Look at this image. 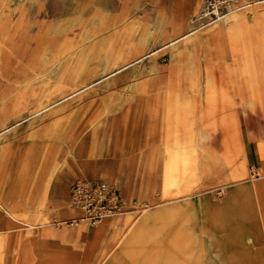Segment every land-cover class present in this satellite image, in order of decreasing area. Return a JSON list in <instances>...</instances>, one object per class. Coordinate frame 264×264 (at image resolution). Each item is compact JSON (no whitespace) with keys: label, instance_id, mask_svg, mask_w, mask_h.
Wrapping results in <instances>:
<instances>
[{"label":"rangeland","instance_id":"obj_1","mask_svg":"<svg viewBox=\"0 0 264 264\" xmlns=\"http://www.w3.org/2000/svg\"><path fill=\"white\" fill-rule=\"evenodd\" d=\"M216 1L223 5V0ZM171 3L0 0V200L11 213L0 207V264H92L87 238L58 240L62 230L76 227L61 226L58 221L68 220L72 212L73 182L80 178L110 182L92 168L95 161L105 162L100 140L119 133L120 123L135 110L153 117L147 198L124 209L123 213L132 214H126L123 227L111 236L109 244L122 234L105 264H228L212 260L222 258L224 248L211 230L216 219L209 191L219 196L228 184L249 177L240 175V156L227 150L225 143L228 85L220 70L223 56H217L215 70L179 69L189 60L178 62L175 47L179 42L189 46L192 30L152 45L150 37L156 31L152 27ZM190 14L191 9L185 19ZM204 21L211 22L209 17ZM175 40L179 42L171 44ZM197 57L192 54L189 62ZM179 92L187 105H193L190 101L196 96L203 100L210 94L214 102H202L201 110L212 107L218 118L199 120L196 135L188 119L178 131L170 117L188 110L179 102ZM255 94L253 84L245 92L239 89L240 98L247 97L250 106L256 105ZM209 132L216 150L206 149ZM178 139L176 149L164 145L161 151V141ZM117 159L119 169L128 174V160ZM61 168L69 178L68 197L55 201L50 196L52 174ZM178 189L183 190L181 196L176 194ZM155 205L159 210L155 220L139 242L124 248L127 230ZM225 209L220 207L222 217ZM123 213L105 218L119 220ZM240 219V208L228 207V222ZM107 220L98 221L95 230ZM86 226L79 223L77 227ZM109 247H100L98 256Z\"/></svg>","mask_w":264,"mask_h":264},{"label":"crops","instance_id":"obj_2","mask_svg":"<svg viewBox=\"0 0 264 264\" xmlns=\"http://www.w3.org/2000/svg\"><path fill=\"white\" fill-rule=\"evenodd\" d=\"M236 1L238 5L245 2L241 5H246V7L217 22V24H205L204 19L199 17L204 0L202 2L186 0L184 4L178 0H172L170 6L162 10L161 18L156 21L158 24L152 27L156 31L150 39L152 45H155L159 41H168L180 34L194 30L190 35L191 43L189 46L179 42V40L171 43L179 42L175 47V54L179 57L177 58L178 62L186 59L190 61L192 54H198L192 63L185 61L179 67L182 70H194L196 72L215 70L218 65L216 63L217 56H223L220 70H222L228 85V98L226 100L228 108L226 114L223 115V120L228 119V130L225 128L223 131L225 143L227 150L239 154L242 164L240 175L245 177L248 175L249 179L228 184L219 196L209 191V199L214 200L216 219L211 230H213L219 244L224 248L223 252L219 254L223 257L212 260H225L228 261V264H264V0ZM190 9L191 14L185 19ZM179 12L181 13L179 14L180 18ZM190 63L193 66H188ZM209 83L208 80L207 85ZM251 83L256 93L255 106L249 105L247 97L242 100L239 96V89L241 88L245 92L248 85L252 86ZM171 93L169 91L168 94L171 95ZM178 94L181 96L179 102L188 108L186 114L183 111H177L175 112L176 115L170 117L175 120L178 131L182 129L183 120L188 119L192 120L188 122H191L193 134L196 135L198 127H200L199 120L218 118L217 112L213 111L212 107L201 110L202 102H214L213 96L210 94L202 96L203 100L200 99L201 96H196L194 100L190 101L193 105L185 104L184 96L180 92ZM130 113L131 116L128 117V121L120 123L119 133L114 131L100 140V155L105 158V162L95 161L96 165H92L93 171L97 170L100 176L107 178L110 180L109 183L113 182L111 184L118 188L125 210H129L133 202L139 203L147 198L151 170V163L149 162L151 153L149 150L151 149L150 125L153 117L141 110ZM160 117L163 118L164 116ZM163 125L165 126V124H160L161 127ZM224 126L227 127L226 122ZM209 134L210 139L205 142L206 149L209 151L216 150L215 143L211 141L212 133L209 132ZM180 142L181 139L165 143L161 141V151L164 150V145L176 149ZM197 142L198 139L197 141L194 140V147L198 156L200 147ZM110 158L116 160L108 162ZM117 158L128 160L129 164L126 168L128 174L123 169H119L116 162ZM164 158L165 156L162 154L157 173L158 184ZM67 163L68 161H66ZM62 168L60 170L55 169L52 174L55 180L51 186L50 196L55 201L57 199L65 200L68 197L69 178ZM249 168H253L258 177L251 178ZM166 186V183L162 184V190L165 193ZM176 194L182 195L183 190L178 189ZM69 203L71 204L70 199ZM157 206L155 205L153 211L145 217L134 221L132 227L126 232L127 238L124 248L139 242L159 213ZM221 206L226 208L224 210L225 217H222ZM0 207L7 214H11L3 200H0ZM228 207L240 208V221L228 222ZM71 208L72 212L68 220H65L66 218L59 220V225L66 222L70 224L71 221L78 220L81 215L80 211L75 209L72 204ZM126 214H132V211L124 212V217L119 220L114 221L112 218H108L103 223V228L98 230H95L97 223L95 225L86 224V227L80 228L77 226L70 229L65 228L60 232L61 237L58 240L72 242L75 239L74 236L78 239L87 238L86 244L91 249L90 262L92 264H105L109 252L115 245L117 238H120L122 234L111 244H109L110 238L123 227ZM46 218L48 219L49 215ZM2 222L3 219L0 216V223ZM2 231L3 228H0V233ZM107 245L110 247L99 257V248ZM0 247H3L2 244Z\"/></svg>","mask_w":264,"mask_h":264},{"label":"built area","instance_id":"obj_3","mask_svg":"<svg viewBox=\"0 0 264 264\" xmlns=\"http://www.w3.org/2000/svg\"><path fill=\"white\" fill-rule=\"evenodd\" d=\"M211 1V0H208ZM216 2L215 11L210 8L209 14L201 17L208 18L209 24L226 19L236 11L246 7V5H237L236 0H223L222 6ZM238 9H233L232 7ZM250 169L251 178L258 177L253 168ZM70 201L81 213L78 220H84L90 225H95L105 217L120 215L124 211L123 201L118 188L101 180H77L72 183L69 191Z\"/></svg>","mask_w":264,"mask_h":264},{"label":"bare ground","instance_id":"obj_4","mask_svg":"<svg viewBox=\"0 0 264 264\" xmlns=\"http://www.w3.org/2000/svg\"><path fill=\"white\" fill-rule=\"evenodd\" d=\"M207 4L206 5H204V10L201 12V14H200V18L201 17H204V16H206V15H208L209 14V11H210V6H211V8H213V11H215V7H216V2H214V0H211V1H207L206 2ZM224 20V19H223ZM215 23H217V22H215ZM214 23V24H215ZM194 32V30H192V33ZM79 180H87V179H79ZM93 180V179H92ZM72 204V203H71ZM72 206H73V204H72ZM74 207V206H73ZM75 209H76V207H74ZM105 219H108V218H103V219H101L100 220V222H102L103 220H105ZM100 222H97V223H100ZM79 223H85V224H87V222L86 221H84V220H74V221H71V223H70V225H68V222H66V223H61L60 225H68V226H78L79 225Z\"/></svg>","mask_w":264,"mask_h":264}]
</instances>
